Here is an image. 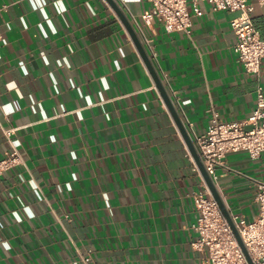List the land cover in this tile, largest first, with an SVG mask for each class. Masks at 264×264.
I'll return each mask as SVG.
<instances>
[{
  "label": "crops",
  "instance_id": "obj_1",
  "mask_svg": "<svg viewBox=\"0 0 264 264\" xmlns=\"http://www.w3.org/2000/svg\"><path fill=\"white\" fill-rule=\"evenodd\" d=\"M134 28L195 148L215 112L245 123L264 87L234 53L239 12L189 5L192 33L147 0H112ZM264 40V8L249 0ZM0 264H209L192 194L208 189L155 81L107 0H0ZM192 125V126H191ZM230 214H258L264 153L227 156ZM209 190V189H208Z\"/></svg>",
  "mask_w": 264,
  "mask_h": 264
},
{
  "label": "built area",
  "instance_id": "obj_2",
  "mask_svg": "<svg viewBox=\"0 0 264 264\" xmlns=\"http://www.w3.org/2000/svg\"><path fill=\"white\" fill-rule=\"evenodd\" d=\"M151 11L146 12L144 21L147 25L152 17L163 23L173 32H182L188 37L192 33V20L188 8L199 1L212 5L214 12L228 10L239 12L231 21L236 36L234 53L245 71L260 81L264 60V40L255 28L249 14V0H147ZM264 8V0H257ZM2 38L0 35V42ZM245 123H223L217 114H212L209 129L202 135H195V145L205 168L214 184L219 180L218 170L225 167L228 155L247 152L252 159H258L264 153V87L259 83L256 89L255 106ZM192 126V125H191ZM22 158L18 151L7 153L0 159V174L21 165ZM198 172L199 169L197 168ZM200 173V172H199ZM255 202L258 214L248 222L244 217L231 215V219L253 264H264V182H255ZM193 204L199 213L192 225L196 239L191 243L194 250L205 252L209 264H249L238 244L233 231L221 212L218 203L205 188L192 194Z\"/></svg>",
  "mask_w": 264,
  "mask_h": 264
},
{
  "label": "water",
  "instance_id": "obj_3",
  "mask_svg": "<svg viewBox=\"0 0 264 264\" xmlns=\"http://www.w3.org/2000/svg\"><path fill=\"white\" fill-rule=\"evenodd\" d=\"M107 2H109L112 5V7L115 9V11L118 13L120 19L122 20V22L125 25L127 31L129 32V34H130L135 46L137 47L141 57L143 58L145 64L147 65V67H148V69H149V71H150V73H151V75H152V77H153V79L155 81V84H156L157 88L159 89V91L161 93V96H162V98H163V100H164V102H165L170 114L172 115V117H173V119H174V121H175V123H176V125H177V127H178V129H179L184 141L186 142L187 147H188L191 155L193 156V158L195 160V163H196V165H197V167H198V169H199V171H200V173H201V175H202V177H203V179H204V181H205V183H206L211 195L213 196V198L218 203L221 212L223 213L224 217L226 218L228 224L230 225V227H231V229L233 231V234H234L238 244L240 245L242 251L244 252L249 264H253L249 254H248V252H247V250H246V248H245V246H244V244L242 242V239H241V237H240V235H239V233H238V231L236 229V226L234 225V223H233V221L231 219V215H230L229 211L227 210V208H226V206H225L220 194L218 193L215 184L212 182L211 178L209 177V175L205 171V168H204V166L202 164V161L200 159L198 151L195 148L194 144L192 143V141H191V139H190V137H189V135H188V133H187V131H186V129H185V127H184V125H183V123H182V121H181V119H180V117H179L174 105H173V103L171 102V100L168 97V95H167L162 83L160 82L157 74L155 73V71H154V69H153V67H152V65H151V63H150V61H149V59H148V57L146 55V52H145V50H144V48H143V46H142V44H141V42H140V40H139V38L137 36V33L135 32L134 28L127 22V20L121 14V12L116 8V6L114 5V2L112 0H107Z\"/></svg>",
  "mask_w": 264,
  "mask_h": 264
}]
</instances>
